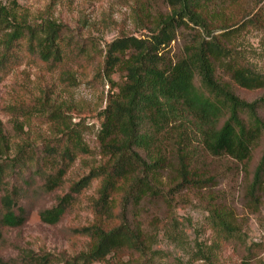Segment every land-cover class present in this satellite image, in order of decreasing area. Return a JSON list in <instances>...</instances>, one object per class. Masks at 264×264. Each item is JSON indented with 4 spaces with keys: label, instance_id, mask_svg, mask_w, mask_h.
<instances>
[{
    "label": "trees",
    "instance_id": "obj_1",
    "mask_svg": "<svg viewBox=\"0 0 264 264\" xmlns=\"http://www.w3.org/2000/svg\"><path fill=\"white\" fill-rule=\"evenodd\" d=\"M166 1L173 7V13L160 22L157 31L146 38L136 35L115 38L107 44L100 62V73L112 81L113 88H118L98 114L97 139L105 162L92 167L69 192L58 197L55 205L39 211L44 222L59 223L78 195L94 179L100 180L93 200L94 220L74 228L75 233L90 237L89 248L67 258L66 263L105 261L123 249L137 252L142 260L154 253L158 233L145 228L140 206L146 200H162L171 208L178 193L205 186L212 181L204 172L209 158H229L242 166L250 176L248 199L257 210L262 203L264 95L248 101L238 90L264 89V72L223 41L239 21L217 26L208 15L213 4L226 1L237 4L241 0ZM261 3L255 16L248 22L241 19L240 25L250 23L264 30V0ZM186 19L202 25L206 33L174 61L168 56L167 47L176 38L178 29L187 24ZM0 27L5 29L0 72L9 60L8 52L22 41L31 53L53 68L82 54L87 55L82 56L87 61L95 53L93 42L81 43L70 33L69 26L52 16L33 22L26 14H14L1 1ZM217 28L225 31L216 33ZM220 68L229 80L219 74ZM114 73H120L122 83L112 80ZM54 112L60 136L44 142L41 149L23 144L14 156L12 141L0 120V243L5 239V228L22 226L27 216L22 197L28 189L11 185L13 173L29 172V178L23 177L24 182L31 186L39 178L37 191L51 194L62 187L78 155L90 153L84 139L85 126L66 119L64 113ZM168 168L171 174L165 181L163 171ZM209 221L216 231L217 242L206 249L200 247L197 258L215 264L222 244L236 247L244 242L228 210L212 206ZM31 251L13 261L0 256V264L54 261L51 253Z\"/></svg>",
    "mask_w": 264,
    "mask_h": 264
},
{
    "label": "rangeland",
    "instance_id": "obj_2",
    "mask_svg": "<svg viewBox=\"0 0 264 264\" xmlns=\"http://www.w3.org/2000/svg\"><path fill=\"white\" fill-rule=\"evenodd\" d=\"M0 1L14 14H26L33 22L50 15L69 26L70 33L81 43L84 40L94 43L95 53L89 60L84 61L82 56L86 58L87 55L82 54L53 68L31 53L26 42L22 41L8 52L9 60L0 72V120L12 141V156L23 144L30 149H41L44 142L60 136L59 121L54 111L64 113L66 119L85 126L84 139L90 148V153L78 155L62 187L51 194L37 191L39 178L31 186L26 184L23 177L29 178V172L25 171L23 175L13 173L9 179L11 185H22L28 189L22 197L27 216L22 226L5 228L0 256L6 260H19L25 251L32 250L38 254L51 253L54 257L51 264H72L65 260L89 248L90 237L75 233L74 228L94 220L93 200L100 180L94 179L78 195L75 204L59 223L44 222L39 211L55 205L58 197L69 192L72 185L88 174L92 167L105 162L97 139L100 128L98 114L106 107L111 94L118 91V88H113L112 81L99 71L107 44L123 35L151 36L158 30L160 22L171 16L173 7L166 0ZM261 4V0L216 3L209 7L208 15L212 24L217 26L223 22L230 25L239 21L223 41L264 72V30L250 23L240 25L241 19L248 22L253 18ZM186 22L167 47L168 56L174 61L183 57L186 48L206 33L202 25L189 19ZM223 31L217 28L216 33ZM4 32L5 29L0 27V56L4 50L1 44ZM218 72L229 80L221 68ZM111 78L117 83L123 82L120 73H114ZM238 92L248 101L264 95V89ZM204 172L207 177H212V181L178 193L171 208L162 200H146L140 206L145 228L158 233L154 253L142 260L137 252L123 249L105 261L92 264H209L205 259H198L197 252L200 247L206 249L217 242L216 231L209 221L210 208L214 205L231 213L244 242V245L236 247L222 244L215 264H264V192H260L262 203L257 210L246 195L250 176L232 159L209 158ZM170 174V169H165L163 179L168 181Z\"/></svg>",
    "mask_w": 264,
    "mask_h": 264
}]
</instances>
